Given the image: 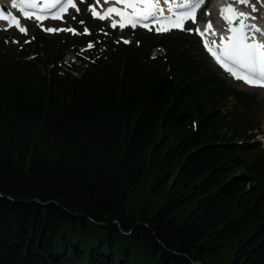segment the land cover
<instances>
[{
  "label": "trees",
  "instance_id": "obj_1",
  "mask_svg": "<svg viewBox=\"0 0 264 264\" xmlns=\"http://www.w3.org/2000/svg\"><path fill=\"white\" fill-rule=\"evenodd\" d=\"M150 34L36 30L19 48L0 32V264H264V147L248 93L206 67L186 32ZM90 40L80 76L61 75L64 52ZM147 175L168 189L154 215L132 212Z\"/></svg>",
  "mask_w": 264,
  "mask_h": 264
},
{
  "label": "snow or ice",
  "instance_id": "obj_2",
  "mask_svg": "<svg viewBox=\"0 0 264 264\" xmlns=\"http://www.w3.org/2000/svg\"><path fill=\"white\" fill-rule=\"evenodd\" d=\"M203 2L204 0H197L196 3H191L190 0H184L183 3L168 8V12L171 13L169 16L164 15V9L160 7L159 0H116L117 4L123 5L122 8L109 7L103 15L91 8L90 11L94 17L101 20L111 14L119 16L121 28L127 25L136 27L137 24H140L151 30L150 25H158L156 30L162 32L169 31L171 28L183 30L184 22L189 19L195 22L196 10ZM249 2L250 0H234V3ZM57 5L59 8L52 15V18H62L61 14L66 12L70 5L75 7L72 0H66L64 3L61 0H50V2L44 3L42 8L38 7V0H12L11 7L18 8L25 17L30 18L35 15L36 20L42 21L47 17L40 13L56 9ZM176 9H184V11H177ZM253 11H255L254 6ZM220 15L226 22L230 35L227 38L221 37L218 45L213 41L211 47L208 41L204 40V47L215 58L216 62L236 79L243 80L252 86L264 87V42H259L257 39V33L264 36V30L246 24L245 20L248 19V16L245 13L237 12L232 4L222 7ZM0 21H7L9 25L16 24L19 27L17 18L11 13L5 14L3 10H0ZM116 26L117 21L113 20L112 27ZM211 29L212 25L209 23L205 31ZM19 30L26 34V29L19 28ZM47 30L54 31L52 29ZM196 31L201 37L205 35V32L199 29ZM85 32L87 33V29Z\"/></svg>",
  "mask_w": 264,
  "mask_h": 264
},
{
  "label": "rangeland",
  "instance_id": "obj_3",
  "mask_svg": "<svg viewBox=\"0 0 264 264\" xmlns=\"http://www.w3.org/2000/svg\"><path fill=\"white\" fill-rule=\"evenodd\" d=\"M217 0H210L204 10L201 12V19L202 24H206L207 21H210L212 19V8ZM254 2L262 3L264 5V0H254ZM88 3V4H87ZM98 4L100 8H98ZM111 4V0H87V2L81 3L80 7L75 10L74 12L70 13L65 21L63 23L57 24V31L54 34H50L48 32V28L51 24H37L32 22L31 20L25 21V25L22 26V28L26 29V34L31 35L33 31H36L37 29H40L41 32L46 33L47 35H56V34H68L69 37H78L79 34H85V29H87V32L90 31L93 26L89 25L85 21V17L90 15V19L93 20L95 25H99L101 23V32L103 34L111 35L112 37H115L116 39L122 41H127V44H131L134 42V37H137L138 34H140V31L142 29H126L122 30L120 28L112 27V22L114 19L108 18L107 20H101L98 17H94L92 14L91 9H94L96 12L100 13L102 15L103 9L106 6H109ZM5 5H8V2H5ZM259 9V7H257ZM259 13L264 16V9H259ZM258 17V15H256ZM116 21V20H115ZM204 25H202L203 28ZM198 26H196L194 23H188V25L185 28L186 33L190 36L189 43L193 48V53L197 55V57H201L208 61V63L204 62V65L206 67L210 66L214 67L215 70L221 73V76L227 81L228 85L233 86L236 89H240L248 93L246 96L250 98V103L253 105L252 113L256 115V119L261 123V130H256L258 133L257 140L263 143L264 146V91L259 89H251L246 87L245 85H242L240 83H237L233 81L230 77H228L226 74L221 72L219 68L213 63L212 59L208 55L202 40L200 36L197 34ZM147 31V30H145ZM0 32L5 36L6 42H10L14 45H17L20 48L21 41L24 40V36H26L25 33L19 31L18 29H6L3 28L0 24ZM100 32V33H101ZM151 34L156 33H162L158 32L157 30L149 31ZM177 34L178 31H170L167 34ZM89 34V33H86ZM32 37L28 36L23 43L28 42ZM8 44V43H7ZM10 44H8L9 46ZM91 45V46H90ZM95 44L89 43L87 46L83 47H77L76 45L72 48L66 50L64 52V57L61 62H57L58 66L63 65L62 67L69 68L73 64H78L80 61V57H83L84 53L88 50L93 48ZM164 50L161 48H155L152 50V56H157L161 53H163ZM228 107L231 111V113H238L236 110L239 108V104L236 105V100L230 98L228 102ZM242 110V108H241ZM250 111H248L249 113ZM262 133V134H261ZM168 189L165 190H157L155 187L154 180L151 175H147L143 183L140 185H137L132 190V212L134 210L142 211L144 208H147L150 215H154L157 211H159L165 204L168 198ZM186 213L185 210L179 212V222H181V217L184 216Z\"/></svg>",
  "mask_w": 264,
  "mask_h": 264
},
{
  "label": "bare ground",
  "instance_id": "obj_4",
  "mask_svg": "<svg viewBox=\"0 0 264 264\" xmlns=\"http://www.w3.org/2000/svg\"><path fill=\"white\" fill-rule=\"evenodd\" d=\"M175 1H178V0H175ZM229 1L234 2V0H217L216 3L214 4L213 8H212L213 17H212V19H210V21L215 25L214 29L217 30L218 32H220L221 37H224V38H227L229 36V31H228V26L225 25L224 20L222 19L221 15H220V7H221V5H224ZM3 3H4V1H3ZM8 3H9V6H11V2H8ZM159 3H160L161 8H163L164 10H168L166 0H159ZM235 4L237 6L238 12L245 13L248 16V19L245 20L246 24L258 25V21L256 20V14H258L257 13V7H259L260 9L262 7V9H264L263 4H260V2L256 4V2H254V0H251L249 5L240 4V3H235ZM253 6L255 7V11H253ZM109 7H123V5L117 4L116 0H111V4L105 8V11ZM263 13H264V11H263ZM207 32H210V30H208ZM205 36L212 43H213V41L217 42L215 39V35L205 33Z\"/></svg>",
  "mask_w": 264,
  "mask_h": 264
},
{
  "label": "water",
  "instance_id": "obj_5",
  "mask_svg": "<svg viewBox=\"0 0 264 264\" xmlns=\"http://www.w3.org/2000/svg\"><path fill=\"white\" fill-rule=\"evenodd\" d=\"M229 4H232V6H233V7L235 8V10H236V7H235V5H234L233 3H228V5H229ZM226 6H227V5H226ZM224 7H225V6H224Z\"/></svg>",
  "mask_w": 264,
  "mask_h": 264
}]
</instances>
